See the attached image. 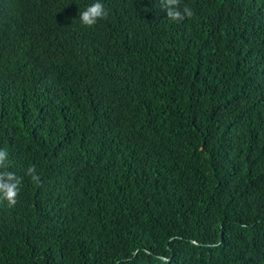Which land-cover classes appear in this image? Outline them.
<instances>
[{
    "label": "trees",
    "instance_id": "1",
    "mask_svg": "<svg viewBox=\"0 0 264 264\" xmlns=\"http://www.w3.org/2000/svg\"><path fill=\"white\" fill-rule=\"evenodd\" d=\"M93 2L0 0V264H264V0Z\"/></svg>",
    "mask_w": 264,
    "mask_h": 264
},
{
    "label": "clouds",
    "instance_id": "2",
    "mask_svg": "<svg viewBox=\"0 0 264 264\" xmlns=\"http://www.w3.org/2000/svg\"><path fill=\"white\" fill-rule=\"evenodd\" d=\"M159 5L172 22H183L186 18H191L194 15L189 6L180 7V0H159ZM107 15L105 6L100 0H95L79 13V22L83 26L93 27L99 20L105 19ZM10 167L8 151L0 149V203H6L9 208H12L17 203L23 178L11 171ZM26 175L30 177L33 183L39 184L41 178L34 165L26 170Z\"/></svg>",
    "mask_w": 264,
    "mask_h": 264
}]
</instances>
